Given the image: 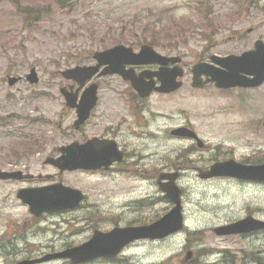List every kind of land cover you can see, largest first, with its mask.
<instances>
[{
  "label": "rangeland",
  "instance_id": "obj_1",
  "mask_svg": "<svg viewBox=\"0 0 264 264\" xmlns=\"http://www.w3.org/2000/svg\"><path fill=\"white\" fill-rule=\"evenodd\" d=\"M231 1L65 0L59 4L57 0H0V116L11 115L7 121L10 131L0 127V169H21L42 177L33 182L0 181V235L11 228L13 231L21 229L26 235L25 241H16L17 246L25 244L24 249L16 253L15 246L10 247L11 255L2 254L0 264L2 260L15 261L27 254L41 256L52 252L47 245L57 251L66 242L81 243L94 230L87 224L93 226L97 222L100 229L107 230L114 227V223L127 225L136 218L145 223L171 209L173 204L162 198L158 186L143 180H128L121 175L69 173L62 176L66 183L83 190L87 200L95 206L89 211L92 223L83 219L86 210L78 212V220L72 219L74 213L50 216L44 221L33 220L15 193L29 183L37 185L50 180L44 175L55 173V169L44 164V158L54 154L56 146L71 140L74 116L58 91L66 83L60 70L87 63L94 50L117 43L148 42L161 52H183L189 37H193L191 43L197 40L208 10L213 8L211 12L224 13ZM17 5L40 8L42 16L36 23L29 24L23 20ZM186 60L191 62L192 58ZM32 66L38 75L35 84L24 78ZM8 76H21L22 80L9 86ZM204 95L205 92L180 91L172 97L154 98L159 115L175 118L186 115L200 139L210 144L204 150L186 154L189 160L186 169L181 168L184 163L181 151L174 149L172 157L168 153L173 160L172 171L181 172L176 182L181 188L185 229L164 240L131 243L118 255L116 263L97 260L91 264H182L187 249L193 251L191 261L195 251L203 248L227 249L224 253L227 259L232 256L234 264H244V261L258 264L250 259L253 253L256 259L264 261V231L218 236L212 230L247 214L264 220V185L198 176L199 169H207L228 154L241 160L250 152H264V148L258 147L264 145V130H249L251 123L260 120L261 108L253 114L255 107H246L242 96L243 102L238 100L241 92ZM168 121L158 117L157 125L163 127ZM182 121L177 118L173 123ZM217 144L219 147L215 148ZM149 195L153 198L143 203L141 212L137 211V201ZM57 228L59 231H55ZM5 246L8 248L7 244ZM224 253L213 251L203 257L196 256L202 261L222 264L219 260ZM46 264L69 263L50 261Z\"/></svg>",
  "mask_w": 264,
  "mask_h": 264
},
{
  "label": "flooded vegetation",
  "instance_id": "obj_2",
  "mask_svg": "<svg viewBox=\"0 0 264 264\" xmlns=\"http://www.w3.org/2000/svg\"><path fill=\"white\" fill-rule=\"evenodd\" d=\"M211 10H213V8L208 10L209 13L204 16V24L201 28L202 31L198 35L197 40L191 43V38L193 37H189L190 39L187 40L189 44L187 43L184 45L185 51L161 52L158 50V52L163 55L180 57L177 72L180 71L181 75L177 77V80L181 82V85L176 90L165 93L153 89L149 94L141 95L133 86V83L125 79V77L119 73L100 75V71L107 66L108 63L101 65L97 73L86 83L79 85L78 83L66 80V83L60 86L75 92L78 101L83 90L95 83L97 88V100L95 105L90 109L88 117L78 125L75 124L77 120L76 107L69 108L74 116L70 126L71 140L58 146H63L71 142L84 143L89 139L96 138L103 140L108 148H114V150H112L114 161H112L107 168L101 166L95 170L75 169L72 171H60L53 167L55 173L44 175L45 178L50 180L37 185L58 181L69 185L62 179V176L69 173H79L88 176L101 175L102 177L121 175L128 180H143L150 185L154 184L157 186L159 173L162 171L169 172L174 168L173 160H170L168 157V153H171L172 157L174 149L178 152L181 151L179 154L184 161V163L181 164L182 167L180 165L177 168H189L187 165L189 160L185 158L186 154L196 152L197 150H204L209 147L210 144L201 139L203 141V146L200 148L197 146L195 139L189 136H178L173 134L172 131L177 127H187L195 132L196 130L191 124V121H188L186 115L177 117L183 119L180 124L173 123L177 119L173 115H171V117L167 116V114L159 115L155 108L154 101V98L158 96L172 97L180 91L187 94H200V92H205L204 96H206V94L212 95L214 92H241V95L238 96L240 97L238 100L243 102L244 99L246 107H255L253 114L257 113L261 108L260 120L256 123H251L249 130L251 132H253L255 128H262L264 130V77L255 78L254 74L243 73V75L251 79L250 81L252 82H257L259 80L257 84L248 87L236 86L231 88H220L215 85L214 81H210V73L219 71V65L214 61V57H222L230 54L240 55L244 52L254 53L256 57L254 61V71L261 75L264 74V0H232L231 3L227 5L226 12L224 13L211 12ZM209 16L210 18H208ZM126 45L132 47L135 52H137L141 46V44ZM188 57L192 58L191 62L186 60ZM129 59V56L113 59L110 64L118 66L125 74H130L137 79H141L145 82L152 81L154 86L160 84L159 78L154 74L160 67L173 69L175 66L172 62H168L165 66H161L158 63L123 62ZM197 62L204 64L203 70L199 75V82L203 84L202 87H195L193 85L192 66ZM96 63L97 61L91 54L87 65H95ZM158 117L165 118V120L169 119V123H165L163 127H159L157 125ZM257 123H259L258 126H256ZM196 134L199 137V133L196 132ZM174 142H177V145H174ZM218 145L219 144H217L215 148L219 147ZM58 146L55 147V152L51 156L58 155ZM159 146H161L160 150ZM258 147L264 148V145L261 144L258 145ZM253 153L254 152H250L246 158L236 161L248 165L264 164V152L262 154ZM119 157L120 159L118 160ZM229 158L235 159L232 154H228L221 160ZM57 177L59 178L57 179ZM38 178L41 179L42 177L37 176L27 181L33 182ZM221 178L234 180V182L238 183L264 185V182L261 181H245L234 177ZM27 186H31V183ZM81 191L83 192V190ZM83 193L85 194V198L76 208L54 212L52 214H42L38 217L32 216V219L44 221L50 216L63 217L66 214L74 213L72 219L78 220V212L86 210L83 219L87 222L89 221L88 223H92V219L90 218L92 213L89 211H93L94 206L87 200V194L85 192ZM146 197L151 198V196ZM132 200L135 201L134 199ZM50 224L53 223L51 222ZM87 227L92 228L94 225L90 226L87 224ZM58 228L55 231H59ZM25 237V232L21 229L13 231L11 228L6 234H1L0 256L2 254L11 255V253H9V248H12V244L17 250L16 253L24 249L25 244L17 246L16 241L19 239L25 241ZM2 243L7 244L9 248H3L5 244ZM75 244L66 242L58 247L63 249ZM48 246L52 252L56 251L53 246L47 245V247ZM1 251L4 253H1ZM20 257L32 259L39 256L27 254ZM12 261L11 259L9 261L2 260V263ZM204 262L211 263L207 262V260Z\"/></svg>",
  "mask_w": 264,
  "mask_h": 264
},
{
  "label": "water",
  "instance_id": "obj_3",
  "mask_svg": "<svg viewBox=\"0 0 264 264\" xmlns=\"http://www.w3.org/2000/svg\"><path fill=\"white\" fill-rule=\"evenodd\" d=\"M132 58L130 62L133 63H160L165 65L167 62H175L177 57H165L157 53L152 46L144 44L138 53H133L131 48L118 44L103 51H96L94 57L98 63L95 66L77 65L72 68H67L61 71V74L66 79H72L79 84H83L88 80L103 63H109L113 59H118L124 55ZM255 55L251 52H245L240 56L229 55L226 57H216L215 61L225 69L211 74L210 80L215 81L218 87H233V86H251L258 83L250 81L241 73L254 74L255 78L264 77V74H258L254 71ZM202 64H195L192 67L193 85L201 87L203 84L199 82V75ZM174 70V69H173ZM119 72L121 70L114 65L106 67L101 74H108ZM170 69L161 68L157 72L160 79V85L154 87L152 82H144L143 80L128 77L133 86L142 94H148L151 89H156L161 92H169L177 89L180 85L176 81L177 73L172 74ZM124 75V73H122ZM30 83L38 81L35 68L32 67L30 72L26 75ZM18 80V77H9V85H13ZM60 92L65 98L66 105L69 107H76L77 120L76 125L83 122L89 115L90 109L96 102V85L92 84L86 88L80 99L77 101L75 92L68 91L61 87ZM173 134L180 136H189L197 140V145L201 147L202 141L197 135L188 128L179 127L172 131ZM103 148V149H102ZM61 154L56 157H47L46 163H52L60 168V170H72L78 167L85 169H97L101 165L107 167L113 159V147H107L103 140L97 139L87 140L84 143L72 142L65 146L59 147ZM120 157L118 158V160ZM215 176H232L245 180H259L264 181V164L260 165H245L238 163L233 159L226 161H218L213 163L208 170H200L199 177L210 178ZM31 174H23L21 171H2L0 170V179H26L31 178ZM177 173H161L158 178L159 188L164 192L163 197L171 200L174 206L165 213L158 220L141 226L115 227L107 232L95 230L92 236L84 243L67 248L65 250L44 255L38 259L21 260L12 264H34L36 262H43L49 259L62 258L69 259L71 264H80L88 262L98 257L113 258L121 249L131 241L137 239H162L177 230L183 225V215L181 212V198L180 189L175 184ZM165 179L164 182H161ZM17 197L28 205L30 213L38 216L43 212L52 213L63 209H70L75 207L83 198V194L78 189L65 186L62 183H54L51 185L40 187H26L17 191ZM264 228V222L255 219L251 216L231 222L229 224L217 226L213 231L218 235L247 233L253 230ZM191 252H187V258Z\"/></svg>",
  "mask_w": 264,
  "mask_h": 264
},
{
  "label": "trees",
  "instance_id": "obj_4",
  "mask_svg": "<svg viewBox=\"0 0 264 264\" xmlns=\"http://www.w3.org/2000/svg\"><path fill=\"white\" fill-rule=\"evenodd\" d=\"M65 0H57V2L59 4L63 3ZM19 12L21 14V16L23 17V20L25 22H29L30 23H36L42 16V12L43 10H41L40 8H34L31 6H21V5H17ZM11 115L9 116H5V117H1L0 116V127L9 129L10 128L8 126V119L10 118ZM194 234V233H193ZM229 264H234V262L230 259V261H228ZM195 264V263H193ZM227 264V262H226Z\"/></svg>",
  "mask_w": 264,
  "mask_h": 264
}]
</instances>
